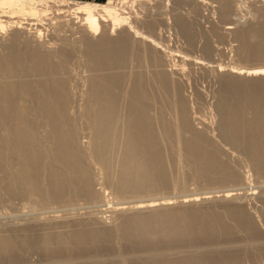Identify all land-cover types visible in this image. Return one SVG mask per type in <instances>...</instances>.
I'll use <instances>...</instances> for the list:
<instances>
[{
	"label": "rangeland",
	"instance_id": "obj_1",
	"mask_svg": "<svg viewBox=\"0 0 264 264\" xmlns=\"http://www.w3.org/2000/svg\"><path fill=\"white\" fill-rule=\"evenodd\" d=\"M118 1L115 0V3ZM222 1L149 0L141 4L131 1L125 4V11L132 15L135 22L138 21L136 25L141 34L159 42L157 50L162 67L151 61L148 51L152 50L150 41L139 42L142 38H136L138 44L136 39L133 42L136 50L131 48L130 57L123 60L127 63L116 67H95L86 56L81 34L67 28L60 21L63 19L55 17V24H39L38 27L44 31L43 48L55 54V80L63 81L68 88L71 125L77 144L86 156L93 192L62 200L41 201L38 197L11 191L15 171L20 167L18 158L0 157V233L18 242L21 238H28L16 251L18 258L25 260V264H53L42 247L44 237L51 236L58 242L67 239L73 232H90L93 228L106 231L108 242L115 249V256H107L106 259H115L117 264H131V255L127 253L128 244L121 236L120 224L127 215L135 214L129 208L134 202L166 197L173 200L171 207L178 212L186 211L188 216L201 217L210 211L216 219L231 228V244L223 243L224 239L219 237L214 244L202 248L217 250L222 247H240L242 264H264V173L257 170L251 150L243 144V139L247 137L237 139L228 131L232 106L248 119L255 117V111L238 98V89L228 88L230 78L227 75L231 70L264 67V58L249 57L245 49L247 42L257 47L261 44L259 31L264 28V0H230L228 18L221 15ZM122 30L118 28L112 37L120 35ZM245 32L248 33L244 39L242 33ZM99 37L100 34L96 35V38ZM146 54H149L147 58ZM160 68L172 70L168 81L175 85L176 96L175 91H165L160 85ZM111 73H120L125 80L119 98L121 114L116 143L108 152L112 161L104 165L96 153L95 131L85 111L94 108L89 96L96 77ZM138 74H141L142 84L152 102L149 114L157 139L156 151L161 155L167 180L164 184H147L140 189L121 191L119 163L128 138L125 119L129 101L125 96ZM241 81L238 87L242 91L264 92V82L256 85L254 81ZM179 96L187 108L190 129L185 128L177 106L176 97ZM31 105L36 107L35 102ZM33 124L39 145H50L44 120L35 119ZM192 136H198L201 141L211 144L217 157L231 167L233 175L201 174L188 158L185 146ZM226 191H232L240 198L234 196L224 200L222 195ZM208 192L211 196L208 200L181 204L186 195L203 197V193ZM116 203H125L127 207L124 212L116 210ZM237 208H242L258 232H261L260 244L255 243L249 230L240 225L239 219L233 214ZM190 249L195 248H185L186 251ZM102 253L111 255L113 252L105 249ZM97 254L96 251H90L86 258L73 260L72 263L99 262L101 258L95 257ZM56 264L68 263L65 260Z\"/></svg>",
	"mask_w": 264,
	"mask_h": 264
},
{
	"label": "bare ground",
	"instance_id": "obj_2",
	"mask_svg": "<svg viewBox=\"0 0 264 264\" xmlns=\"http://www.w3.org/2000/svg\"><path fill=\"white\" fill-rule=\"evenodd\" d=\"M129 1L149 2L0 0V134L3 135L0 138V157L14 156L18 158L20 165L15 171L11 191L17 190L19 193L38 197L41 201L62 200L93 192L86 156L77 144L71 125L68 88L63 81L55 80V54L54 51L43 48L44 31L38 26L46 22L55 24V17L63 19L60 21L67 28L81 34L86 56L95 67H116L127 63L123 60L126 61L125 58L129 56L133 42L135 43L136 38H142L139 42L150 41L152 50L149 46L147 48L151 51L147 50L151 61L162 67L157 50L159 42L141 34L136 25L138 21L135 22L132 15L125 11V4ZM231 3L230 0L222 1L221 15L224 18L230 16ZM34 25L37 27H33ZM118 28L123 29L120 35L112 37ZM259 32V47L249 42L246 44L249 57L264 58V28ZM247 33H242L244 39ZM98 34L100 37L96 38ZM139 45L137 47H142ZM133 49L136 50L135 47ZM143 52L144 50L142 55ZM171 71L160 68L158 79L163 90L175 91L176 96V87L168 79ZM139 75L141 74H138L139 78L126 91L125 96L129 101L125 119L128 138L119 163L121 191L140 189L147 184H164L167 180L161 155L156 151L157 139L149 114L152 102ZM227 75L230 78L228 88L238 89V98L255 111V117L248 119L242 117L237 108L232 106L233 114L229 117L228 131L237 139L247 137L243 139V144L251 150L257 170L264 173V92L242 91L238 87L241 80L254 81L256 85L263 83L264 67L231 70ZM124 80L120 73L96 77L89 96L94 108H87L85 111L95 131L96 153L104 165H109L112 161L108 152L116 143L121 114L119 98ZM176 98L185 128L190 129L185 103L180 96ZM33 102L36 107H32ZM35 119H43L47 125L50 138V145L47 147L40 146L37 142L33 124ZM185 146L188 158L201 174L233 175L231 167L217 157L213 146L201 141L198 136L188 139ZM203 194V197L186 195L181 204L208 200L211 197L209 192ZM234 196L240 198V195L226 191L222 199ZM172 203L173 200L166 197L136 201L129 207L135 214L125 217L120 224V231L128 244L127 253L131 255V264H242L240 247L204 249L205 246L214 244L219 237L224 239L223 243L231 244L229 238L233 233L228 225L216 219L210 211H206L205 216L192 217L186 211L178 212L173 209ZM116 204V210L122 212L127 207L125 203ZM233 214L239 219L240 225L249 230L251 239L260 244L261 232L248 219L246 212L237 208ZM108 236L106 231L93 228L90 232H73L67 239L58 242L51 236H46L42 247L53 264L65 260L71 264L73 260L86 258L90 251H96L98 254L95 257L101 258L100 261L80 264H117L115 259H106L107 256H115V249L108 242ZM26 239L28 238H21L18 242L9 235L0 233V264H25V260L18 258L16 251ZM186 247L195 249L186 251ZM105 249L113 253L103 254Z\"/></svg>",
	"mask_w": 264,
	"mask_h": 264
},
{
	"label": "crops",
	"instance_id": "obj_3",
	"mask_svg": "<svg viewBox=\"0 0 264 264\" xmlns=\"http://www.w3.org/2000/svg\"><path fill=\"white\" fill-rule=\"evenodd\" d=\"M87 1H89V2H92V1H94V2H102V1H106V0H87Z\"/></svg>",
	"mask_w": 264,
	"mask_h": 264
}]
</instances>
